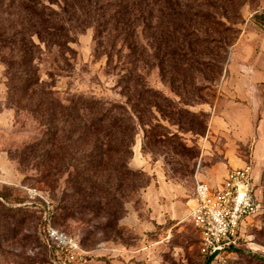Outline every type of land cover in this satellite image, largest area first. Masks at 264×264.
<instances>
[{
  "label": "trees",
  "instance_id": "obj_1",
  "mask_svg": "<svg viewBox=\"0 0 264 264\" xmlns=\"http://www.w3.org/2000/svg\"><path fill=\"white\" fill-rule=\"evenodd\" d=\"M256 1L63 0L57 10L42 0H0L8 98L18 107L24 103L44 127L30 150L38 154L43 149L38 156L47 176L53 170L70 171L73 197L64 206L67 216L81 213L83 219L89 212L106 219L107 229L129 212V198L151 183L145 171L131 167L139 128L144 130V152H176L162 121L183 127L187 118L191 124L199 118L185 106L207 102L205 93L223 76L229 50L240 35L234 20L244 22L243 6L251 3L254 9ZM252 19L264 27V9ZM88 27L111 47L106 52L109 63L116 41L127 48L132 66L121 74L119 86L128 106L85 95L64 102L45 86L40 67L45 55L56 51L66 60L75 35ZM139 30L147 45L141 43ZM153 62L179 100L147 85L139 67ZM207 124L208 119L205 133ZM40 239L47 250L41 234Z\"/></svg>",
  "mask_w": 264,
  "mask_h": 264
},
{
  "label": "rangeland",
  "instance_id": "obj_2",
  "mask_svg": "<svg viewBox=\"0 0 264 264\" xmlns=\"http://www.w3.org/2000/svg\"><path fill=\"white\" fill-rule=\"evenodd\" d=\"M42 1L57 10L63 2ZM234 21L235 26L243 23L242 19ZM139 33L141 43L147 45L141 30ZM122 43V40L116 41L114 56L109 63L106 52L111 47L95 38L93 27L77 32L75 41L70 43L73 51L67 52L66 60H62L56 51L45 55L40 64L45 86L64 102L72 96L85 95L128 106L127 94L119 86V79L124 72L128 74L126 69L132 66V59L127 56L128 50ZM143 65L141 63L139 71L147 85L179 100L154 62L145 68ZM6 68L0 52V264H49L48 251L39 234L43 209L48 202L52 206L54 225L92 251L93 260L87 264H264V207L247 225L242 246L237 252L221 255L210 263L200 250L199 234L190 217L170 231L166 225L163 231L154 232L162 236L149 234L146 238L138 233L128 218L132 208L145 212L141 198L143 190L129 198L126 204L129 212L111 228L104 229L106 219L89 212L83 219L81 213L67 216L64 206L73 197L70 171L53 170L48 177L43 157L38 156L43 149H39L38 154L31 152L30 145L41 138L44 127L24 103L18 107L9 100ZM215 95L213 86L206 91L204 99L210 102ZM203 103L200 100L185 106L199 115L198 119L192 118L193 124L190 118L183 127L168 120L162 121L166 126L162 131L172 134L168 141L177 146L176 152H156L149 148L144 152V130L140 127L131 167L145 171L142 167L146 166L148 170L145 172L151 182L153 172L163 168L167 177L187 178V183L194 185L195 177L194 181L192 177L201 157L199 140L205 133L208 119V112L201 108ZM84 146L88 148L89 144ZM159 239L162 243L154 250H140L143 243Z\"/></svg>",
  "mask_w": 264,
  "mask_h": 264
},
{
  "label": "crops",
  "instance_id": "obj_3",
  "mask_svg": "<svg viewBox=\"0 0 264 264\" xmlns=\"http://www.w3.org/2000/svg\"><path fill=\"white\" fill-rule=\"evenodd\" d=\"M255 4L254 9L251 3L243 6L244 22L229 50L225 72L216 82V95L201 105L209 117L206 133L199 140L201 157L195 184L169 178L163 168L153 172V181L141 195L145 212L132 208L128 218L143 237L162 236L154 232L163 231L166 225L168 231L180 225L197 205L196 184L221 185L233 168L251 167L257 195L264 202V27L252 19L254 12L264 9V0ZM160 243L162 239L143 243L140 250H154ZM202 254L210 260L219 257Z\"/></svg>",
  "mask_w": 264,
  "mask_h": 264
},
{
  "label": "built area",
  "instance_id": "obj_4",
  "mask_svg": "<svg viewBox=\"0 0 264 264\" xmlns=\"http://www.w3.org/2000/svg\"><path fill=\"white\" fill-rule=\"evenodd\" d=\"M197 205L190 217L200 232L204 254L220 256L242 246L246 227L263 209L251 167L233 168L221 185L198 182L195 187ZM40 234L47 247L49 264H87L93 260L74 236L56 227L48 202L43 209Z\"/></svg>",
  "mask_w": 264,
  "mask_h": 264
}]
</instances>
